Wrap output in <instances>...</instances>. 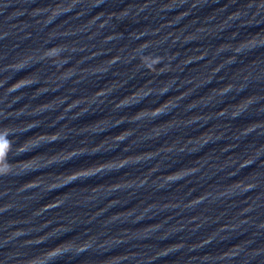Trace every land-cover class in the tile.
Wrapping results in <instances>:
<instances>
[{"label":"water","instance_id":"1","mask_svg":"<svg viewBox=\"0 0 264 264\" xmlns=\"http://www.w3.org/2000/svg\"><path fill=\"white\" fill-rule=\"evenodd\" d=\"M0 264H264V0H0Z\"/></svg>","mask_w":264,"mask_h":264}]
</instances>
